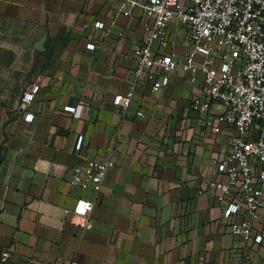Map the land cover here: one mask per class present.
<instances>
[{"label": "crops", "instance_id": "1", "mask_svg": "<svg viewBox=\"0 0 264 264\" xmlns=\"http://www.w3.org/2000/svg\"><path fill=\"white\" fill-rule=\"evenodd\" d=\"M0 17L20 27L19 49L0 52L15 100L0 103V255L12 264H264V207L254 222L263 241L247 243L208 189L235 129L214 135L196 122L190 105L202 83L179 71L158 93L135 80L140 10L124 16L112 0H0ZM111 19L110 33L86 26ZM183 36L171 27L179 51ZM130 90L123 115L114 97ZM109 157L116 166L99 195L71 183L75 165ZM81 199L95 202L89 218L76 211Z\"/></svg>", "mask_w": 264, "mask_h": 264}, {"label": "built area", "instance_id": "2", "mask_svg": "<svg viewBox=\"0 0 264 264\" xmlns=\"http://www.w3.org/2000/svg\"><path fill=\"white\" fill-rule=\"evenodd\" d=\"M112 1L120 14L131 17L138 9L146 18L144 37L135 42V80L150 83L158 93L169 86L171 74L179 71L192 85L202 83L201 93L190 105L196 122L214 135L224 126L235 129L208 189L215 193L219 205L226 204L224 218L231 234L247 243L261 244L263 236L254 233V222L264 207V0ZM115 24L111 19L109 26L101 20L86 26L110 33ZM174 25L184 29L187 49L183 51L171 40ZM95 46L87 45L92 50ZM34 95L35 91L25 92L23 99L32 102ZM134 96V90L116 95L117 111L127 115ZM215 104L221 112L213 110ZM65 109L78 116L81 106ZM136 115L146 117L142 110ZM33 119L32 113L25 116L27 122ZM82 146L83 137L76 149ZM115 166L111 157L80 162L73 168L71 183L99 195ZM230 197L233 200L228 203ZM94 206L95 202L81 199L76 211L89 218ZM0 264H12L10 255L1 254Z\"/></svg>", "mask_w": 264, "mask_h": 264}, {"label": "rangeland", "instance_id": "3", "mask_svg": "<svg viewBox=\"0 0 264 264\" xmlns=\"http://www.w3.org/2000/svg\"><path fill=\"white\" fill-rule=\"evenodd\" d=\"M19 30L20 27L17 26L14 22L0 17V52H5L9 48L19 49L17 47L18 45L14 42ZM4 67V65H0V103L4 104V106H12L15 100L13 99V92H7L5 90L4 85L7 79V75L5 74Z\"/></svg>", "mask_w": 264, "mask_h": 264}]
</instances>
